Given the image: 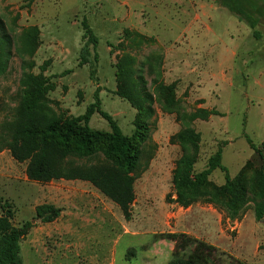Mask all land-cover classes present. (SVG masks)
Instances as JSON below:
<instances>
[{"label":"rangeland","instance_id":"obj_1","mask_svg":"<svg viewBox=\"0 0 264 264\" xmlns=\"http://www.w3.org/2000/svg\"><path fill=\"white\" fill-rule=\"evenodd\" d=\"M236 18L215 0H0V120L17 104L23 78L32 75L47 86L41 110L48 117L83 114L96 90L101 109L124 135L146 127L126 211L88 181H31L26 162L0 152V203L12 206L14 225L32 221L41 203L62 210L50 223L33 221L20 243L23 264H167L191 251L176 250L172 235L179 233L215 242L220 264L234 258L264 264V216L255 219L251 193L264 160V12L254 15L259 37L245 21L235 27ZM83 19L97 42L88 44L90 61L79 65ZM191 38L203 44L197 55L205 64H191L188 49L177 53ZM235 43L236 58H207ZM135 95L144 97L141 109ZM89 126L99 143L95 154L68 161L111 168L100 152L111 132L108 122L94 113ZM181 130L199 135L184 150L195 171L221 147L222 165L247 188L237 218L207 197L186 207L170 200L171 172L183 153L170 138ZM223 183L224 172L215 169L205 188L214 192Z\"/></svg>","mask_w":264,"mask_h":264},{"label":"trees","instance_id":"obj_2","mask_svg":"<svg viewBox=\"0 0 264 264\" xmlns=\"http://www.w3.org/2000/svg\"><path fill=\"white\" fill-rule=\"evenodd\" d=\"M215 1L237 15L239 20L245 21L253 29V35L259 37L257 30L254 29L256 25L254 15L264 12L263 0ZM81 26L82 39H85V43L79 51V65H84L90 61L88 44L91 43L95 47L97 37L85 19L82 20ZM93 58L97 59L96 53ZM92 75L93 70L90 72L91 77ZM22 83L24 88L19 92L17 104L11 114L3 116L0 120V152L7 149L17 162H26L25 173L31 181L39 183L56 179L88 181L126 211L132 201L134 173L139 166L140 146L146 139V127L136 125L131 137L124 135L112 116L101 109L96 90L94 101L86 107L83 114L69 118L53 115L48 117L41 110L43 94L47 87L44 80L28 75L23 78ZM135 96L136 106L141 109L144 97ZM94 113L100 114L110 126L111 132L107 143L101 147L100 152L111 164V168L95 169L86 165L82 168L73 167L67 159L68 156L90 157L99 147L96 133L89 126L90 117ZM198 141L199 135L190 130H181L170 138L171 143L177 142L183 150V153L175 160L171 172L174 198L170 200L179 206L186 207L207 197L227 210V216L233 220L239 216L247 188L238 185L229 176L226 167L221 163L220 146L208 157L205 167L195 171L193 157L184 150ZM248 142L252 148L259 151L249 139ZM215 169L224 172V183L214 192H210L206 190L205 184L207 177ZM251 193L254 217L256 220L262 219L264 216V160L261 162L258 189L251 190ZM60 212L61 208L54 204L41 203L35 206L32 221L27 220L16 226L12 222V206L8 202L0 203V264H23L20 243L34 226L33 221L37 219L42 223H49L58 218ZM172 237L176 250H183L190 246L191 251L187 256L169 260L167 264H220L215 255L217 248L214 245L186 233L173 234ZM232 261L233 264H245L237 258Z\"/></svg>","mask_w":264,"mask_h":264},{"label":"crops","instance_id":"obj_3","mask_svg":"<svg viewBox=\"0 0 264 264\" xmlns=\"http://www.w3.org/2000/svg\"><path fill=\"white\" fill-rule=\"evenodd\" d=\"M232 24H234L235 27H238L240 25H244V22L240 21V20H237V18L232 22ZM191 26V25H190ZM247 27V25H246ZM187 28H189V26H187ZM211 30V29H210ZM249 32V28L247 30L246 28V32ZM229 29L227 27H225V31H224V34L225 35H229ZM231 37V36H230ZM192 39L194 38H191L189 40V43H187V47L183 48L180 46L179 50H177V53H183L184 55L186 54V51L187 49L189 50L188 51V55L190 56V63L191 64H196L197 62H199V64H205L206 62L205 61H201V59L199 58V56L197 55L200 51H201V48L203 46V44H201V47H199L200 43H196V40L194 39V41H192ZM231 39L234 41L233 39V36L231 37ZM187 42V41H186ZM207 45H209V43L207 42ZM237 45L235 43V45L233 47H227L226 45H224V47L220 48V50L218 49L217 52H214L213 50H211L207 56L208 59L211 58L212 62L216 61V62H220L222 63L223 61L227 60V59H234L236 58L237 56ZM211 62V64H212ZM186 63V62H185ZM187 209H189V207L185 208V211H187ZM62 211V210H61ZM60 215H61V212H60ZM59 215V216H60ZM50 223V222H49ZM238 224V223H237ZM242 225L243 224V220L241 222H239V225ZM187 233H189L187 231ZM194 235L195 238L197 239H201L203 241H206L207 239H205L204 237H201L199 234H195V233H192ZM237 242V241H236ZM214 244H216L215 242H212ZM236 244V243H235ZM217 245V244H216Z\"/></svg>","mask_w":264,"mask_h":264},{"label":"water","instance_id":"obj_4","mask_svg":"<svg viewBox=\"0 0 264 264\" xmlns=\"http://www.w3.org/2000/svg\"><path fill=\"white\" fill-rule=\"evenodd\" d=\"M260 220H262V219H260Z\"/></svg>","mask_w":264,"mask_h":264}]
</instances>
